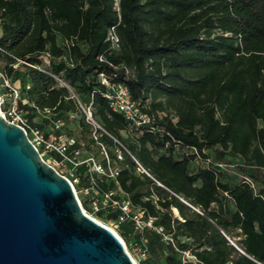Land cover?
<instances>
[{
  "label": "trees",
  "instance_id": "trees-1",
  "mask_svg": "<svg viewBox=\"0 0 264 264\" xmlns=\"http://www.w3.org/2000/svg\"><path fill=\"white\" fill-rule=\"evenodd\" d=\"M0 73L19 89L18 109L38 131L36 113L48 112L54 135L68 138L67 126L89 134L80 106H90L119 170L97 179L98 193L117 189L114 199L152 220L142 231L148 258L264 264V0H0ZM100 74L123 83L154 122L133 127L113 112ZM159 97L176 101L175 121L155 115ZM130 129L136 136L124 144ZM111 137L153 179L128 155L117 161ZM79 149L75 140L69 153ZM229 157L241 161L240 179L218 167ZM95 214L115 221L119 212Z\"/></svg>",
  "mask_w": 264,
  "mask_h": 264
},
{
  "label": "water",
  "instance_id": "water-1",
  "mask_svg": "<svg viewBox=\"0 0 264 264\" xmlns=\"http://www.w3.org/2000/svg\"><path fill=\"white\" fill-rule=\"evenodd\" d=\"M0 264H134L71 183L0 114Z\"/></svg>",
  "mask_w": 264,
  "mask_h": 264
},
{
  "label": "built area",
  "instance_id": "built-area-1",
  "mask_svg": "<svg viewBox=\"0 0 264 264\" xmlns=\"http://www.w3.org/2000/svg\"><path fill=\"white\" fill-rule=\"evenodd\" d=\"M107 41H109L111 49L116 50L119 48V39L114 31V28H111L109 30L107 35ZM99 61L105 62V59L103 57H100ZM109 66H111L114 70L123 69L125 73L128 72L123 67H116L111 64H109ZM99 80H100V84L104 87L103 97L108 101L110 109L113 112L122 114L131 126L133 127L150 126L154 122V116L149 114L145 110V108L141 106L139 103L131 99L128 88L123 83L113 82L103 74L99 75ZM0 81H1V86L5 87L8 91V94L6 95L8 97L6 102V107L1 108V106L5 104V99L0 98L1 116L6 121L21 127L26 133L32 132L34 135V139L33 140L29 139V140L36 149L38 146H44L46 150L54 152L59 157L61 162L64 161L70 162L74 165L75 168L78 167L80 164H82V162H78L76 159L77 155H79L80 153L79 150H74L71 153H69L71 146L74 144V140L70 138H66L63 135H54L50 139H45V137L42 134H40L38 130L32 129L27 123V120L21 114V111L18 109V103L20 101L19 89L10 85L8 80L1 73H0ZM26 88L28 89V87ZM80 108L84 115V121L90 130L89 131L90 140L94 143L95 147L99 149L103 157V163L96 162L93 157H90L85 161L88 162L87 163L89 166L88 172L90 174L89 175L90 187L86 188V193L90 194L91 196L90 207L93 213H98L99 211L104 209L116 210L119 212L116 220L118 225L121 224L122 222L129 221L131 222L134 229L139 232L140 231L142 232L145 228H152V220L151 219L144 220L142 216V212L134 211L129 201L123 199L122 200L114 199L113 194L111 192H104L101 194L98 193L97 181L94 180L91 175L95 174L97 176H101L106 179L113 180L117 176L119 170L111 163L106 147L101 142V136L103 134L108 135L107 132L93 118L90 106L87 107L80 106ZM56 128H58V126H56ZM112 140L116 145L114 155L117 161H122L124 156L128 155L136 164L137 172L145 174L147 177L153 179L150 176V174L137 162V160L129 153V151L119 141L113 138ZM226 166L227 165L225 164H218V167L220 168H226ZM258 170L264 172V168H258ZM68 181L71 183L69 179ZM71 186L73 187V183H71ZM79 204L81 206L80 201ZM81 209L87 216L91 217L82 208V206ZM228 241L230 242V244L234 245L231 240L228 239ZM142 256L146 257V251H143ZM182 259L194 260V257L190 256L188 252H184L182 255Z\"/></svg>",
  "mask_w": 264,
  "mask_h": 264
},
{
  "label": "rangeland",
  "instance_id": "rangeland-1",
  "mask_svg": "<svg viewBox=\"0 0 264 264\" xmlns=\"http://www.w3.org/2000/svg\"><path fill=\"white\" fill-rule=\"evenodd\" d=\"M116 5H118L119 0H115ZM42 59L45 60V57H42ZM8 94V91L5 87L1 86L0 81V98L5 99V104L1 106V108L6 107V102L8 97L6 96ZM156 102H159L162 104V110L161 111H155V115L159 118H164L166 116H169L172 118L173 121L176 120L175 118V106L176 101H170L164 97H159L156 99ZM25 103V101H24ZM23 117L25 118L26 114L21 112ZM81 118L80 115H76L74 120L77 121ZM50 119H52V116L48 112H37L33 123L40 125L41 130L39 131L40 134H42L45 139H50L54 136L55 127L54 124L50 122ZM76 124V123H75ZM30 127L34 130L33 126L29 124ZM68 130L63 131L65 136L72 140H78L80 142V153L77 155V161L82 162L78 167H74V165L70 162L64 161L61 162L60 159H58L57 155L49 150H46L44 146H38L37 149L43 158L45 162H47L49 165L53 166L59 174L66 177L67 179L71 180L73 183V187L76 193V196L78 200L81 203L82 208L96 221L100 222L102 225L106 226L111 230L113 233L117 235V237L123 242L126 251L129 253L131 259L134 260L135 264H162L161 261L153 260L151 258H148L147 253L149 251L148 245H147V239L143 232L136 231L132 224L129 221L122 222L121 224H117L116 220H105L103 218H100L95 213H93L91 207H90V194L86 193V188L90 187V178H89V166L88 162H85L88 158L93 157L94 160L98 163H102L103 157L97 148L91 144L90 142V136L88 133L84 131H80L79 128L73 127V126H67ZM30 140L34 139V135L32 132L27 133ZM136 136V133L133 130H129L127 132L121 133V141L124 144H129L132 141V137ZM47 137V138H46ZM210 155L212 158H215L217 160V156L212 151L210 152ZM227 160V176L229 179H240L242 175H244L242 171L241 161L237 158H231ZM200 164H196L198 166ZM94 180L97 181L98 178L101 176H97L95 174L91 175ZM112 193L114 196H119L120 192L117 189H113ZM116 211V210H111ZM232 241H236V239L232 238ZM148 250V251H146ZM143 251H146V257L142 256Z\"/></svg>",
  "mask_w": 264,
  "mask_h": 264
},
{
  "label": "bare ground",
  "instance_id": "bare-ground-1",
  "mask_svg": "<svg viewBox=\"0 0 264 264\" xmlns=\"http://www.w3.org/2000/svg\"><path fill=\"white\" fill-rule=\"evenodd\" d=\"M98 222V221H97ZM100 223V222H99ZM101 224V223H100ZM106 227V226H105ZM109 229V228H108ZM115 234V233H114ZM116 235V234H115ZM117 236V235H116ZM133 263L135 264L134 260L132 259Z\"/></svg>",
  "mask_w": 264,
  "mask_h": 264
}]
</instances>
